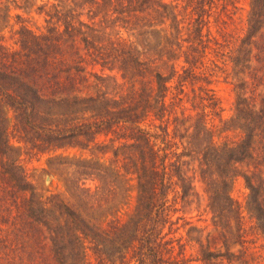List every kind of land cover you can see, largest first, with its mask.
I'll return each mask as SVG.
<instances>
[{
	"label": "trees",
	"instance_id": "16d2710c",
	"mask_svg": "<svg viewBox=\"0 0 264 264\" xmlns=\"http://www.w3.org/2000/svg\"><path fill=\"white\" fill-rule=\"evenodd\" d=\"M56 1L43 32L22 26L16 48L0 43V264H230L235 255L224 233V250L200 243L193 263L184 250L189 240L171 236L178 229H172V216L180 210L176 204L197 194L195 172L209 190L212 185L223 190L237 166L251 162L250 174L242 176L264 235V0H250L243 32L222 27L219 36L210 24L216 3L235 8L238 0H69L88 8L89 20L115 16L123 28H150L154 42L139 45L119 37L104 43L89 32L90 23L75 19L72 6L64 9V0ZM185 15L186 31L179 38ZM77 40L80 51L71 52ZM211 52L263 89L256 106L253 96L237 94L235 125H230L240 130L237 138L215 136L218 123L224 127L227 121L211 89L199 87L193 100L185 97V84L205 74L200 68ZM85 54L93 55L100 72L88 69ZM162 68L170 72L165 75ZM114 69L135 83L118 96L103 90V70ZM15 144L35 153L64 147L110 152L121 162V174L135 177L133 212L125 222L104 226L89 214L115 199L107 181L111 161L102 167L82 164V174L98 184L91 190L79 182L84 205L71 206L27 179ZM72 180L66 178L68 187H74ZM209 192L210 199H220L218 189ZM231 206L233 236L241 238L238 204ZM229 208L216 205L215 227L230 229Z\"/></svg>",
	"mask_w": 264,
	"mask_h": 264
},
{
	"label": "rangeland",
	"instance_id": "374dc122",
	"mask_svg": "<svg viewBox=\"0 0 264 264\" xmlns=\"http://www.w3.org/2000/svg\"><path fill=\"white\" fill-rule=\"evenodd\" d=\"M166 1L170 2L173 0ZM79 2L78 0H73L74 4H78ZM56 3V0H0V43L11 48H16L17 31L22 26L27 27L35 33L43 32L47 26L48 17L46 14L53 11L52 4ZM73 3L69 0H64L60 4H62L64 9L72 6L75 19L90 23L92 31L89 32L94 37L99 36L104 43H106V39L110 40L115 37L136 42L137 45H139V41L141 40L149 41L150 43L154 42L153 35L150 34V28H141L140 30L138 28L129 29L130 27L123 28L120 26L122 25L121 22L112 19L115 16L109 17L106 15L102 18L101 15H98L94 20H89L86 16L88 8L72 5ZM249 3L250 0H238L235 8L232 5H227L224 8L222 7V2L218 1L216 3V11L210 19L212 34L219 36L218 34L221 32L222 27L227 32H243L246 29V19L250 8ZM186 17L187 15L184 16V20L181 23L182 28H180L179 38L186 31L185 28L189 19V17L187 19ZM214 18L217 22L213 21ZM80 46L77 40L74 46L69 49L72 52L75 47L76 51H80ZM66 49L69 50L68 48ZM212 54V52L208 54V58L210 59L205 60V64L200 68L204 69L205 74L198 75L200 76L198 79L191 80L190 83L185 84V97L193 100L194 95L200 92L199 87L211 89L219 101L223 121H227L224 127H222L223 124L218 123L215 129V136L220 135V140L226 135L229 138H237L241 133L240 130L235 129L234 126H230L235 125V122H231V120L236 114L235 102L237 94L243 95L245 93L244 96H253L254 101L252 103H255L256 106L263 89L261 85L253 84L246 74L236 71L237 69L233 71L230 63L226 62V64H223L222 60L225 57L219 58ZM85 55V59H87V63L89 64L88 69L93 72H100V66L95 65L92 61L93 55ZM181 59H175V62L181 64ZM162 69L161 71L165 75L170 72L167 68ZM103 72L107 76L104 81L105 86L103 90L110 95H122L135 84L133 80L129 81L126 78H121L120 71L117 69L112 71L103 70ZM89 79H93V77ZM170 83L172 86L177 85V78H173ZM172 91L174 93L177 92L173 88ZM155 124L157 125L158 121H155ZM226 127L231 128L225 130ZM12 141L14 142L15 139L13 138ZM15 145L18 147L19 161L25 170L27 179L43 194L49 192L59 193L63 200L71 206L81 204V207H83L84 205L80 198L82 192L77 188L79 182L84 181V185L90 187L91 190H94L95 185L98 184L95 179H88V177L82 174V171H84L82 164L91 162L96 166L102 167L111 161V169L109 170L111 176L107 181H109L110 187L115 188V199L106 204L99 212L89 214L94 218L93 221L95 223L104 226L112 220L120 223L125 222L133 212L136 203L135 177L132 174H121L119 170L121 162H118L116 159L114 161L110 152L102 155L97 150H94L93 154H91L88 149L64 147L35 153V151L28 148H22L21 146L23 145ZM114 145H117V143ZM108 147L110 149L114 148L111 144H108ZM251 170V162H244L237 166L235 175L231 176V179L227 181V186L223 190L220 187L212 185L210 190L216 188L220 194V199L217 201L208 197L210 194L209 187L202 181L199 172H195L193 184L197 194L190 196L187 203L182 204L179 202L176 204V208L178 207L180 210L173 213L172 219L175 220V224L172 226V229L174 230L177 227L178 229L171 233V236L175 238L181 237V242H186V239L189 240L186 242L184 250L186 257L193 259V263L195 262L194 259L199 255L200 243L204 248L210 247V249H214L215 247V249L224 250L221 242L222 237L220 236L221 233H224L226 236V246L235 255L232 257L230 264H264V235L251 209L249 189L246 187L242 176L244 173L250 174ZM189 174L192 173L189 172ZM66 178L73 179L74 187L72 186L71 188L66 185ZM206 188H208V191ZM173 198V193L169 192V201L172 202ZM232 201L238 204V226L241 229V238H234L233 236L235 225L232 218L236 216V213L231 208ZM217 203L228 206V208L230 207L231 211H228L226 214L231 217L230 229L215 227L213 225L214 209L218 205ZM87 211L89 212V210ZM177 217L180 218L177 220ZM190 226H195V230L190 229ZM196 239L201 242H195ZM234 239H237V242ZM3 263L5 264V262ZM91 264H94V262L91 261Z\"/></svg>",
	"mask_w": 264,
	"mask_h": 264
}]
</instances>
